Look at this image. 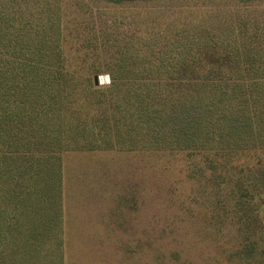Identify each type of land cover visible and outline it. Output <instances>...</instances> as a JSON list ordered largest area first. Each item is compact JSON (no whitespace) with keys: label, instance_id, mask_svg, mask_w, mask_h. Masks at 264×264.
<instances>
[{"label":"trees","instance_id":"obj_1","mask_svg":"<svg viewBox=\"0 0 264 264\" xmlns=\"http://www.w3.org/2000/svg\"><path fill=\"white\" fill-rule=\"evenodd\" d=\"M0 1V264H63L65 153L202 154L216 170L240 151H264L258 38L214 41L182 30L159 60L121 54L133 65L121 62L103 89L91 77L80 89L61 33L49 50L36 24L15 7L6 14Z\"/></svg>","mask_w":264,"mask_h":264},{"label":"rangeland","instance_id":"obj_2","mask_svg":"<svg viewBox=\"0 0 264 264\" xmlns=\"http://www.w3.org/2000/svg\"><path fill=\"white\" fill-rule=\"evenodd\" d=\"M2 3L6 14L15 7L34 22L49 50L61 33L64 65L79 69L80 89L93 76L103 89L121 62L133 65L121 54L159 60L182 30L214 41L258 38L264 51V0ZM210 164L202 154H63V264H264V151Z\"/></svg>","mask_w":264,"mask_h":264},{"label":"water","instance_id":"obj_3","mask_svg":"<svg viewBox=\"0 0 264 264\" xmlns=\"http://www.w3.org/2000/svg\"><path fill=\"white\" fill-rule=\"evenodd\" d=\"M94 84H95V86H99L100 85L98 76L94 77Z\"/></svg>","mask_w":264,"mask_h":264},{"label":"clouds","instance_id":"obj_4","mask_svg":"<svg viewBox=\"0 0 264 264\" xmlns=\"http://www.w3.org/2000/svg\"><path fill=\"white\" fill-rule=\"evenodd\" d=\"M107 81V77H105V82Z\"/></svg>","mask_w":264,"mask_h":264}]
</instances>
